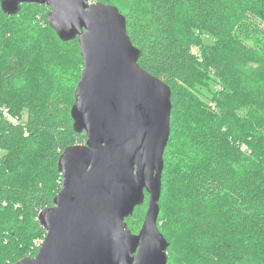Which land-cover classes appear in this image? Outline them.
<instances>
[{
    "label": "trees",
    "instance_id": "trees-1",
    "mask_svg": "<svg viewBox=\"0 0 264 264\" xmlns=\"http://www.w3.org/2000/svg\"><path fill=\"white\" fill-rule=\"evenodd\" d=\"M121 1L125 11L96 0L126 16L140 66L172 93L158 220L168 264H264V0ZM26 6L15 16L0 7V264L37 255L33 242L46 235L38 215L62 186L60 155L87 141L71 118L78 40L58 38L49 7L39 22L23 17ZM200 33L215 43L202 44ZM199 80L213 107L196 105ZM147 199L126 219L133 234Z\"/></svg>",
    "mask_w": 264,
    "mask_h": 264
},
{
    "label": "water",
    "instance_id": "water-1",
    "mask_svg": "<svg viewBox=\"0 0 264 264\" xmlns=\"http://www.w3.org/2000/svg\"><path fill=\"white\" fill-rule=\"evenodd\" d=\"M24 4L50 8L63 42L78 40L83 60L71 108L73 129L87 141L60 155L61 190L40 211L45 239L16 264H168L170 243L158 226L164 155L171 135V88L144 70L141 50L113 4L89 0H0L18 15ZM147 211L137 234L126 219Z\"/></svg>",
    "mask_w": 264,
    "mask_h": 264
},
{
    "label": "rangeland",
    "instance_id": "rangeland-1",
    "mask_svg": "<svg viewBox=\"0 0 264 264\" xmlns=\"http://www.w3.org/2000/svg\"><path fill=\"white\" fill-rule=\"evenodd\" d=\"M91 1L92 2H96V0H91ZM108 1L116 4L117 6H119L124 11L128 8V3L126 1H121V0H108ZM27 5L30 6V7H28V6L23 7V9H22L23 17H25V18L27 17L28 19H33L35 16L37 17V15H38L39 22H41L43 20V19H40V17H42V18L45 17L47 19V15H48L49 11H48V8L44 7V5L36 4L38 6L37 8H34V6H31V5H34V4H27ZM199 35H201V36H199V38H200L202 44L203 43H205V44H214L215 43V39L212 37L211 34H209V33H206V34L200 33ZM200 47L201 46L194 47L193 50H192L193 53L196 54ZM56 51H59L60 53H64L62 51V48L59 47V46L56 47ZM31 73L32 74L35 73V69L34 68L31 69ZM75 74L78 75L77 73H75ZM76 77H78V76H76ZM68 79L73 81L74 80V76H70ZM210 83L211 82H209V84ZM200 89L203 90V91H201ZM218 89L219 88L217 87V90ZM191 91H192L191 93L193 94V96L196 99L195 103H196V105L198 107H199V105H201V106L205 107L203 109H208V107H213L214 105H216L215 102L213 101V98H214L213 94L209 93L207 88H204V85L201 84V80H199V85H198L197 89H195V90L191 89ZM214 92H216V88L215 87L213 89V93ZM2 107L4 109H6L5 106H2ZM24 111H25V113H24L23 119H26L27 110L25 109ZM3 112H4V114H3L4 118L8 119L9 121H14V117L11 114H8V113H7V115L5 114V112H7V110H3ZM0 155H1V158H2L3 157V152H1ZM59 183H60V181H59V179H57V184H59ZM162 225H164L163 227H166V225L168 226V224L165 222V220L162 222ZM42 242H43L42 240H35L33 242V245L35 247H33V248H37L38 246L40 247ZM168 255H170V252H168Z\"/></svg>",
    "mask_w": 264,
    "mask_h": 264
},
{
    "label": "built area",
    "instance_id": "built-area-1",
    "mask_svg": "<svg viewBox=\"0 0 264 264\" xmlns=\"http://www.w3.org/2000/svg\"><path fill=\"white\" fill-rule=\"evenodd\" d=\"M5 114L7 115V112H5Z\"/></svg>",
    "mask_w": 264,
    "mask_h": 264
}]
</instances>
